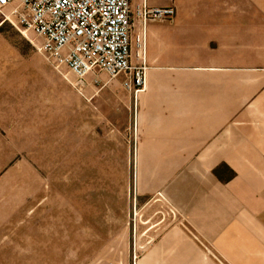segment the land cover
I'll list each match as a JSON object with an SVG mask.
<instances>
[{
    "label": "rangeland",
    "instance_id": "obj_1",
    "mask_svg": "<svg viewBox=\"0 0 264 264\" xmlns=\"http://www.w3.org/2000/svg\"><path fill=\"white\" fill-rule=\"evenodd\" d=\"M140 6L131 0L134 65L140 62L138 37L146 57L145 23L166 29L185 24L204 26L201 34L213 41L205 39L200 52L220 60L200 64V87L238 90L242 74L264 72V64H250L264 61V49L246 54L250 43L241 41L245 27L264 30V0H172L173 17L147 22L138 16ZM230 25L239 32L236 46L222 45L225 38L217 35ZM39 45L32 34L25 38L0 26V264H136L148 244L139 239L141 222L151 226L175 215L157 192L140 196V137L125 76H104L108 84L102 87L90 85L89 77L81 90L72 74L62 75L46 61ZM230 57L236 63L227 62ZM167 83L158 82L161 88Z\"/></svg>",
    "mask_w": 264,
    "mask_h": 264
},
{
    "label": "crops",
    "instance_id": "obj_2",
    "mask_svg": "<svg viewBox=\"0 0 264 264\" xmlns=\"http://www.w3.org/2000/svg\"><path fill=\"white\" fill-rule=\"evenodd\" d=\"M171 2L132 0L154 8ZM146 25V89L137 98L128 91L140 137L138 190L157 192L175 216L141 222L139 239L148 244L136 264H264V72L242 74L238 90L200 87V64L220 63L201 53L213 39L203 37L204 26ZM250 27L241 40L250 43L246 54L264 49V30ZM220 32L222 45L241 43L237 26ZM179 65L186 72L178 73ZM181 78L190 81L186 87L176 83Z\"/></svg>",
    "mask_w": 264,
    "mask_h": 264
},
{
    "label": "built area",
    "instance_id": "obj_3",
    "mask_svg": "<svg viewBox=\"0 0 264 264\" xmlns=\"http://www.w3.org/2000/svg\"><path fill=\"white\" fill-rule=\"evenodd\" d=\"M144 22L171 18L172 8H138ZM0 26L8 24L23 37L34 35L35 46L60 74L68 71L83 90L102 87L124 75L122 82L135 98L146 89L143 42L137 38L140 60L133 64L131 0H0ZM106 76L105 83L102 77Z\"/></svg>",
    "mask_w": 264,
    "mask_h": 264
}]
</instances>
